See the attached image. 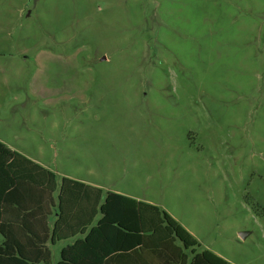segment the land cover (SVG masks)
I'll use <instances>...</instances> for the list:
<instances>
[{
  "label": "rangeland",
  "instance_id": "obj_1",
  "mask_svg": "<svg viewBox=\"0 0 264 264\" xmlns=\"http://www.w3.org/2000/svg\"><path fill=\"white\" fill-rule=\"evenodd\" d=\"M0 142L264 264V0H0Z\"/></svg>",
  "mask_w": 264,
  "mask_h": 264
},
{
  "label": "trees",
  "instance_id": "obj_2",
  "mask_svg": "<svg viewBox=\"0 0 264 264\" xmlns=\"http://www.w3.org/2000/svg\"><path fill=\"white\" fill-rule=\"evenodd\" d=\"M95 189L94 206L98 208H93L91 218L97 212L102 214L96 229L111 227V231L120 232L123 235L120 246L129 251L91 254V261L108 263L127 256L132 264H230L208 250L196 251L195 246L199 244L163 209L117 193H107L100 201L102 192ZM85 201L89 199L82 183L62 176L57 185L52 171L0 142V264H50L46 242L54 243L74 234L68 222L81 214ZM53 209L57 217L49 235L46 227L42 237L13 235L16 225L21 230L31 227L12 218L34 214L46 217ZM131 214L135 223L129 222ZM125 241L128 244H124ZM135 246L137 251L133 252ZM60 256L57 264H76L82 258L81 254H72L67 248L61 250Z\"/></svg>",
  "mask_w": 264,
  "mask_h": 264
},
{
  "label": "crops",
  "instance_id": "obj_3",
  "mask_svg": "<svg viewBox=\"0 0 264 264\" xmlns=\"http://www.w3.org/2000/svg\"><path fill=\"white\" fill-rule=\"evenodd\" d=\"M7 146V145H6ZM8 147V146H7ZM11 149V148H10ZM13 150V149H12ZM25 156V155H24ZM43 166L42 164H40ZM44 167V166H43ZM51 171V170H50ZM53 172V171H52ZM54 173V172H53ZM55 174V173H54ZM66 177V176H65ZM70 178V177H69ZM61 179V178H60ZM73 179V178H71ZM74 180L79 181L83 185V192L86 193V196L89 199V202L84 203V207H82L81 214L77 215L73 220H70L69 223V229L74 230V234L65 238L58 240L54 243H52L50 240L46 242V245L50 251V258L51 262L50 264H57L61 260V250L62 249H68L69 252L72 254H81L82 258L80 260H77L76 264H132L130 263L127 256L125 258H119L115 259L113 262L108 263H98L91 261V258H89V255L91 254H98V253H116V254H122L125 253V246H120L123 243V235H120V232L115 233L114 231H111V227H108V229H102L103 227H100L99 229H96L97 222L101 218L102 214L97 212L92 218H91V212L93 211V208H98V206L95 205V196L97 194V190L95 188H98L101 190V198L100 201L103 200L105 195L107 193H117L121 194L123 196H126L129 200H133L135 202H144L151 205L153 204L151 201L141 198L140 196H137L135 194H131L130 192H126L124 190L120 189H114V188H107L104 187L102 184L93 182V181H84L82 179L74 178ZM57 185H59L60 180L56 179ZM54 202L55 205L57 204V191L54 192ZM156 206V205H155ZM158 207V206H157ZM57 212L53 209L52 213L48 214L46 217H44L42 214H34V215H27L25 217H15L11 220L13 221H23L27 223L31 228L30 229H19L18 225H16L15 231H13V235L17 237H24L27 238L29 236H37L42 237L44 235V228H47L48 235L50 234L51 228L56 220ZM173 217V216H171ZM175 218V217H174ZM183 228H185L188 233L191 235V237L198 243L200 241V236L185 222L180 220L176 217L175 219ZM89 222V224L86 225V222ZM130 223H135L136 219L133 217V215H130L129 218ZM92 229V230H91ZM2 241V235L0 234V242ZM131 243V241H130ZM124 244H128L126 241ZM196 251H201L199 249V245L195 246ZM210 252H213L217 255H220L217 251H215L213 248H210L208 245L206 246V249ZM137 251V246H135L133 252ZM129 260V261H128ZM67 264H71L68 263Z\"/></svg>",
  "mask_w": 264,
  "mask_h": 264
},
{
  "label": "water",
  "instance_id": "obj_4",
  "mask_svg": "<svg viewBox=\"0 0 264 264\" xmlns=\"http://www.w3.org/2000/svg\"><path fill=\"white\" fill-rule=\"evenodd\" d=\"M28 14V13H27ZM241 235L244 237L245 235H246V233L245 232H241Z\"/></svg>",
  "mask_w": 264,
  "mask_h": 264
}]
</instances>
